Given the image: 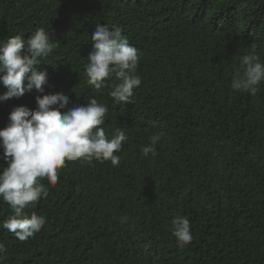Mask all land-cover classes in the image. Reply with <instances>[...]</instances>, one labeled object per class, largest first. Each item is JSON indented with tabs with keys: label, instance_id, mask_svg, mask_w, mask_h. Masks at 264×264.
Segmentation results:
<instances>
[{
	"label": "trees",
	"instance_id": "trees-1",
	"mask_svg": "<svg viewBox=\"0 0 264 264\" xmlns=\"http://www.w3.org/2000/svg\"><path fill=\"white\" fill-rule=\"evenodd\" d=\"M97 24L139 50L134 103H113L114 78L87 84ZM39 28L57 45L37 66L48 81L0 101V128L14 106L62 93L69 107L95 97L106 135L128 139L116 166L66 160L55 185L43 179L47 197L25 214L46 224L27 241L0 228V264H264V81L254 94L230 87L253 45L264 63V0H0V40ZM11 214L0 198V223ZM177 215L191 225L184 248L171 234Z\"/></svg>",
	"mask_w": 264,
	"mask_h": 264
},
{
	"label": "clouds",
	"instance_id": "clouds-1",
	"mask_svg": "<svg viewBox=\"0 0 264 264\" xmlns=\"http://www.w3.org/2000/svg\"><path fill=\"white\" fill-rule=\"evenodd\" d=\"M91 40L92 51L85 69L87 84L99 90L108 79L114 78L109 92L113 103H134L133 90L142 82L137 75L139 50L129 43L119 27L97 24ZM56 47L43 28L27 38L18 33L0 40V84L7 89L0 95V101L19 98L33 88L43 92L48 76L37 66ZM262 81L264 63L255 55L253 45L252 52L243 55L230 87L234 91L254 94ZM35 100V109L14 106L6 126L0 128V158L4 160L0 162V198L12 211L0 223V228L20 241L34 237L46 224L44 216L35 212L30 217L25 214L26 208L47 197L48 189L41 182L43 179L55 185L59 179L58 170L65 166L66 160L110 161L116 166L121 157L115 153L121 151L122 142L128 139L121 128H116L110 138L106 135L101 126L108 107L95 97H89L86 105L72 107H69V97L62 93L38 95ZM162 136L161 132L154 133L151 142L141 147L144 157L156 155V145ZM126 220L127 217L120 218L121 223ZM171 234L178 247L190 244L193 237L189 219L174 216ZM5 252V245L0 242V254Z\"/></svg>",
	"mask_w": 264,
	"mask_h": 264
}]
</instances>
